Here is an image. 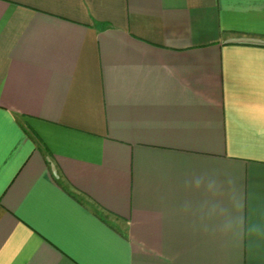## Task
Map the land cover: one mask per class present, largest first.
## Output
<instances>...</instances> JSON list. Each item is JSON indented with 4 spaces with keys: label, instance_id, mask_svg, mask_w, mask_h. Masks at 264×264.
I'll return each mask as SVG.
<instances>
[{
    "label": "crops",
    "instance_id": "obj_1",
    "mask_svg": "<svg viewBox=\"0 0 264 264\" xmlns=\"http://www.w3.org/2000/svg\"><path fill=\"white\" fill-rule=\"evenodd\" d=\"M202 172L264 221V0H0V264H264Z\"/></svg>",
    "mask_w": 264,
    "mask_h": 264
},
{
    "label": "clouds",
    "instance_id": "obj_2",
    "mask_svg": "<svg viewBox=\"0 0 264 264\" xmlns=\"http://www.w3.org/2000/svg\"><path fill=\"white\" fill-rule=\"evenodd\" d=\"M199 199H188L185 212L193 213L203 231L222 242L264 239V221L253 222L245 215L246 198L236 181L212 172L194 173L185 181Z\"/></svg>",
    "mask_w": 264,
    "mask_h": 264
}]
</instances>
